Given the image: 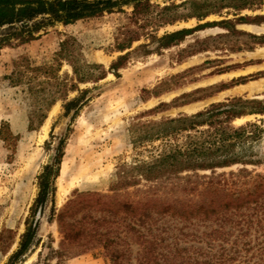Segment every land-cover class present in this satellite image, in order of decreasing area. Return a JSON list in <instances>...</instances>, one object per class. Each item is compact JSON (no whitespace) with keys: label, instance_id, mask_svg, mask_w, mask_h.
Here are the masks:
<instances>
[{"label":"rangeland","instance_id":"374dc122","mask_svg":"<svg viewBox=\"0 0 264 264\" xmlns=\"http://www.w3.org/2000/svg\"><path fill=\"white\" fill-rule=\"evenodd\" d=\"M149 2L145 14H136L131 3L68 25L57 23L41 31L38 39L0 50V264H113V251L121 255L119 264H140L143 245L139 232L144 228L136 218L121 209L115 212L108 204L110 197L114 201H136L156 185L140 179L136 184L115 188L124 181L123 171L139 160H151L158 152L159 141L136 142L138 123L194 113L232 97L264 99V86L233 91L242 82L254 80L258 73L232 74V70L250 62L242 60L238 50L255 44V39L238 27L240 17L252 19L257 9H264V0ZM169 5L172 9L162 11ZM182 28L192 30L170 47H158V38ZM67 38H74L76 43L71 57L103 67L91 68L92 78L69 91L67 100L81 96L78 112L67 119L70 112L66 113L60 99L39 126L34 114L39 104L28 85H15L9 77L22 57L35 66L55 63L60 43ZM126 54L124 64L112 70L111 65ZM59 75L67 77L69 84L77 82L68 60L63 61ZM190 93L202 98L181 105L192 98L183 97ZM161 103H166L159 109L162 111L150 113ZM32 115L34 129L30 128ZM261 117H240L234 124ZM48 118L51 123L44 135L42 127ZM58 137L61 141L56 146ZM63 141L59 176L51 177L47 198L37 203L40 175L46 166L57 169ZM258 148L264 152L262 145ZM249 168L264 174V162ZM87 192L99 197H81L83 200L68 209ZM62 215L64 222L60 220ZM33 218L39 226L32 242L12 261L27 220L33 222ZM173 223L181 225L175 219ZM69 229L76 231L71 238ZM180 261L173 264H182Z\"/></svg>","mask_w":264,"mask_h":264},{"label":"trees","instance_id":"16d2710c","mask_svg":"<svg viewBox=\"0 0 264 264\" xmlns=\"http://www.w3.org/2000/svg\"><path fill=\"white\" fill-rule=\"evenodd\" d=\"M131 3L136 14H145L151 6L149 0H0V50L38 39L41 31L57 23L68 25ZM169 9L172 5L162 11ZM191 30L166 32L158 38V47H170ZM75 51L74 38H67L60 43L55 63L35 66L27 57L15 62L9 78L15 85H28L39 104L34 110L39 126L60 99L64 101L66 113L72 109L78 112L81 96L67 100L69 91L77 90L78 83L92 78L91 68L103 67L71 57ZM127 55L120 56L111 69L121 67ZM64 60L72 65L77 82L69 84L67 77H60ZM183 97L192 98L181 105L202 98L193 97V93ZM165 105L161 103L150 113L162 111L159 109ZM254 114L264 116V99L238 96L211 103L194 113L138 123L136 142L159 141L158 152L151 160H139L123 171L124 181L115 188L136 184L140 179L156 185L136 201H114L110 197L108 204L109 209L115 212L121 209L136 218L144 228L139 232L143 245L140 264H173L177 259L182 264H264V174L249 168L264 162V152L258 148L260 145L264 148V117L234 124L237 118ZM30 128L34 129L33 115ZM63 147L64 141L59 149L57 169L54 165L46 166L40 175L37 203L47 198L51 177L59 176ZM236 165L241 167L219 171ZM79 196L68 209L83 200L81 197L94 200L97 194L87 192ZM172 219L181 225L172 224ZM60 220L64 222L63 215ZM154 224L156 232L152 230ZM34 231L28 219L12 261L28 249ZM67 233L71 238L76 231L69 229ZM120 259L119 253H111L113 264H119Z\"/></svg>","mask_w":264,"mask_h":264},{"label":"crops","instance_id":"0c3cea01","mask_svg":"<svg viewBox=\"0 0 264 264\" xmlns=\"http://www.w3.org/2000/svg\"><path fill=\"white\" fill-rule=\"evenodd\" d=\"M250 20L240 17L238 27L244 33L255 39L254 46L245 50H238L242 60H250L247 64L232 70L233 76H246L256 74L254 80L237 85L233 91H245L264 86V9H257ZM252 116L253 115H246ZM244 117V116H243ZM249 120V119H248Z\"/></svg>","mask_w":264,"mask_h":264},{"label":"bare ground","instance_id":"6f19581e","mask_svg":"<svg viewBox=\"0 0 264 264\" xmlns=\"http://www.w3.org/2000/svg\"><path fill=\"white\" fill-rule=\"evenodd\" d=\"M56 112V109L54 111H52V114ZM50 123H51V119L48 118L46 123L43 125L42 129H43V132H44V135L47 134L48 130H49V127H50ZM44 137V136H43Z\"/></svg>","mask_w":264,"mask_h":264},{"label":"water","instance_id":"95a60500","mask_svg":"<svg viewBox=\"0 0 264 264\" xmlns=\"http://www.w3.org/2000/svg\"><path fill=\"white\" fill-rule=\"evenodd\" d=\"M75 111H76V109H72L70 111V113L67 115V119L71 118V116L75 113ZM60 141H61V137H58L56 142H55L56 146H59Z\"/></svg>","mask_w":264,"mask_h":264},{"label":"flooded vegetation","instance_id":"af4514ba","mask_svg":"<svg viewBox=\"0 0 264 264\" xmlns=\"http://www.w3.org/2000/svg\"><path fill=\"white\" fill-rule=\"evenodd\" d=\"M33 222H31L32 223V227H33V229L36 231L37 230V228H38V226H39V221L37 220H35L34 218H33ZM34 231V232H35Z\"/></svg>","mask_w":264,"mask_h":264}]
</instances>
